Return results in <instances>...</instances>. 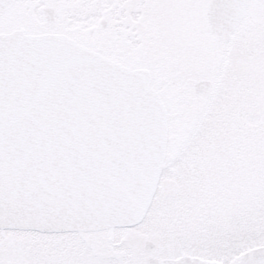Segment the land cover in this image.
<instances>
[{
    "label": "snow or ice",
    "instance_id": "1",
    "mask_svg": "<svg viewBox=\"0 0 264 264\" xmlns=\"http://www.w3.org/2000/svg\"><path fill=\"white\" fill-rule=\"evenodd\" d=\"M0 264H264V0H0Z\"/></svg>",
    "mask_w": 264,
    "mask_h": 264
}]
</instances>
